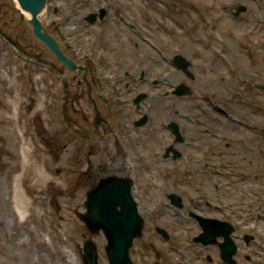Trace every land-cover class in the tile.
Wrapping results in <instances>:
<instances>
[{"label": "rangeland", "instance_id": "obj_1", "mask_svg": "<svg viewBox=\"0 0 264 264\" xmlns=\"http://www.w3.org/2000/svg\"><path fill=\"white\" fill-rule=\"evenodd\" d=\"M14 1L0 0V264H83L90 239L99 264H109L104 234L91 237L76 215L93 186L109 176L133 180L145 221L130 251L133 264L156 263V250L160 264H183V251L193 252L179 224L190 198L222 200L224 189L233 212H248L250 230L256 228L264 139L212 113L221 138L199 136L210 153L187 149L174 162L160 151L170 140L160 123L171 118L168 100L192 113L199 106L210 112V99L264 127V0H49L39 16L42 30L75 69L36 36L33 14ZM241 6L247 12L234 17ZM5 36L26 55L19 57ZM176 56L191 62L192 79L173 66ZM180 85L192 92L183 102L171 96ZM141 93L149 99L138 111L133 100ZM90 97L100 124L107 123L100 136ZM145 115L149 124L136 128ZM114 133L123 153L115 150ZM206 165L228 177L202 172ZM173 194L183 198V210L171 206ZM156 227L175 241L163 240ZM176 244L184 247L173 249Z\"/></svg>", "mask_w": 264, "mask_h": 264}, {"label": "flooded vegetation", "instance_id": "obj_2", "mask_svg": "<svg viewBox=\"0 0 264 264\" xmlns=\"http://www.w3.org/2000/svg\"><path fill=\"white\" fill-rule=\"evenodd\" d=\"M14 1V0H13ZM15 2V1H14ZM247 10L244 12L246 13ZM1 31V30H0ZM8 38V37H7ZM12 39V38H11ZM15 45L18 47L20 52L24 51L20 47V43L13 40ZM143 79V78H142ZM172 97L180 98V102L184 101V97H177L171 93ZM168 98V94L165 96ZM204 99L209 97L204 96ZM149 99V98H148ZM207 102L210 104L209 109L210 112L205 109V107H197L192 113L186 111H180L176 109L178 106H174V102L171 100L166 101L169 104V108L171 111V118L169 117H161V128L165 133L169 136V143L164 145L161 143L160 147L163 153L164 160H172L174 162L181 160L186 155L187 149H193L198 152V155L203 156V154L210 153V150H202L204 148V142L199 137L210 136L215 140H219L221 138L220 134L215 131V129L211 125L210 116L212 113L216 114L218 117L224 118L228 122L233 125L243 127L246 130L252 131L255 135L264 139V127L259 125H253L246 120L235 117L228 113L227 111V103H223L222 105L219 102H214L212 100H208ZM207 103V104H208ZM243 103V102H242ZM137 109V108H136ZM141 111V109H137ZM174 111V114L172 112ZM198 114L200 116H198ZM180 117L179 120L172 119L173 116ZM148 116V115H147ZM142 118V117H141ZM140 118V119H141ZM134 122V126L137 127ZM167 119V120H166ZM150 122V117L148 116V121L145 125L147 126ZM102 125H106L107 123L99 124L97 126L94 125L95 133L100 136L99 131L102 129ZM142 126V127H143ZM105 130V129H103ZM195 132V133H194ZM191 134V137H190ZM114 144L115 150L118 153H123L126 147L121 145L119 140V134L114 133ZM94 139V138H93ZM192 141H191V140ZM92 141V140H91ZM163 147V148H162ZM128 150V149H127ZM201 151L203 152L201 154ZM176 155H180V158L174 160ZM206 168H202V172L209 173L211 170L215 173V177L219 178H227L228 176L225 173H222L219 169L212 165H206ZM224 169V168H222ZM226 169L232 170L231 167ZM233 171V170H232ZM227 173H231L230 171H226ZM236 185V182H233ZM216 188L224 187L220 182H216ZM227 188H232V184L228 185ZM224 194V195H223ZM222 200H217L215 197L214 200H207L203 204V200H196L190 198V206L186 208L184 214V222L179 223L181 225V230H183L189 237L186 239L187 244L186 247H190L193 249V252L183 251L184 257L182 259L183 264H264V194L258 197V212L256 214L257 225L252 224L254 230H250L249 226V216L248 212H233L232 207V194L228 192H224V189L221 191ZM181 204L180 206H172L173 208H177L178 210L184 209V200L181 196ZM171 204V197L168 196ZM261 200L263 202H261ZM215 202V203H214ZM240 208V207H239ZM244 211V210H243ZM178 215V214H177ZM195 215L203 217L204 219L214 220L221 222V228L215 231V233H220L213 241L209 244H205L203 241H200L202 234L204 233L203 228L201 227L199 220L195 217ZM189 220L191 226L187 224ZM187 225V226H186ZM184 226H186L184 228ZM167 231V230H166ZM168 232V231H167ZM170 239L166 242L175 241L174 235L168 232ZM226 236V237H225ZM175 247H184V245L176 244L173 245V249ZM224 249H227V254L224 255ZM181 253L180 251H177ZM232 254V255H231ZM155 258L157 262L163 258V254L159 251H155ZM160 264V263H159Z\"/></svg>", "mask_w": 264, "mask_h": 264}, {"label": "water", "instance_id": "obj_3", "mask_svg": "<svg viewBox=\"0 0 264 264\" xmlns=\"http://www.w3.org/2000/svg\"><path fill=\"white\" fill-rule=\"evenodd\" d=\"M45 2L49 0H25L23 3L33 14V21L35 23V34L44 43L48 44L53 52L56 53L57 58L62 61L66 66L75 69L76 65L67 59L57 49L56 42L51 36L44 34L42 25L38 20V12L41 11ZM26 3V4H25ZM27 3H31L41 8L39 11L31 10ZM22 4V5H23ZM247 10L246 7L241 6L234 14L239 17L241 13ZM105 16L104 11L101 12L100 18ZM91 23L97 21V16L93 15L89 18ZM174 66L188 75L190 79L193 76L190 74L188 68L192 66L191 62L183 58L182 56H176L173 59ZM82 70V68H78ZM86 81V77H84ZM191 90L185 86H178L173 94L179 97L191 95ZM90 94V93H89ZM149 98L146 93L139 94L133 101L137 109H141V103ZM90 101L95 106V126L104 121L101 117V113L94 100L90 97ZM148 121V116L145 115L140 121L136 123L137 127H142ZM180 158V155H176L174 160ZM134 182L131 178H123L118 176H109L100 179L93 188L88 192L87 199L82 205L84 212H77L78 218L86 225L91 237L98 235L102 232L108 242L106 248V254L109 264H133L130 257V250L134 245L136 239H140L143 236V230L145 228V221L139 213L138 204L135 201L132 190ZM172 204L180 206L181 198L173 194L170 196ZM199 220L204 233L202 234L200 241L205 244H209L220 233L219 231L222 223L214 220L204 219L203 217L195 215ZM156 232L161 235L165 240H169V234L162 228L157 227ZM226 237V236H225ZM227 254V249H224V255ZM232 255V254H231ZM82 260L84 264H99L98 249L92 239L88 240L84 244ZM158 264V263H156Z\"/></svg>", "mask_w": 264, "mask_h": 264}, {"label": "bare ground", "instance_id": "obj_4", "mask_svg": "<svg viewBox=\"0 0 264 264\" xmlns=\"http://www.w3.org/2000/svg\"><path fill=\"white\" fill-rule=\"evenodd\" d=\"M18 2H19V4L20 3L23 4L25 2V0H18ZM27 4L29 5L31 10L39 11V9L41 8L40 3H39V7H37V6H35V5L31 4V3H27ZM23 7H22L23 13H25L26 15H29L31 17L32 13L30 12V10L26 9L24 4H23ZM44 8H45V5H43V8L41 9V11L38 12V15H37L38 16V20H39V16L41 15L40 13H42L44 11Z\"/></svg>", "mask_w": 264, "mask_h": 264}]
</instances>
